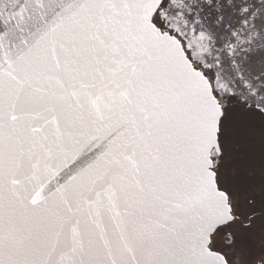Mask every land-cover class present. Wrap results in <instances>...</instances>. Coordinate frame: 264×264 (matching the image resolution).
Listing matches in <instances>:
<instances>
[{"label": "snow or ice", "instance_id": "1", "mask_svg": "<svg viewBox=\"0 0 264 264\" xmlns=\"http://www.w3.org/2000/svg\"><path fill=\"white\" fill-rule=\"evenodd\" d=\"M0 264H264V0H0Z\"/></svg>", "mask_w": 264, "mask_h": 264}]
</instances>
